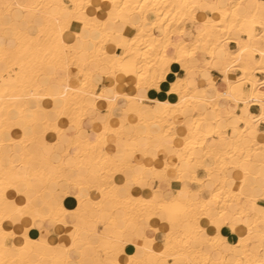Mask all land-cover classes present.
Here are the masks:
<instances>
[{
	"label": "bare ground",
	"instance_id": "bare-ground-1",
	"mask_svg": "<svg viewBox=\"0 0 264 264\" xmlns=\"http://www.w3.org/2000/svg\"><path fill=\"white\" fill-rule=\"evenodd\" d=\"M201 1L202 0H29L28 3H20L14 0L10 5L21 4L31 6L33 4L39 5L41 3L49 4L61 2L84 5V7L78 11L82 12L83 17L87 18L89 27L82 37L81 47L78 51H69L68 55L65 56L59 46L53 42V39H50L52 29L49 27L48 21H45L43 28L36 29L38 32L37 35H40L41 32L43 33L40 35L37 46L41 49L52 48V56L49 60L51 67L49 68L45 65V74H47L49 69H63L64 61L67 60V62L76 67L79 72L81 68H86L88 70L86 73L88 79V88L86 91H95L94 88L96 84H93L94 73L103 78L111 77V79L113 78L115 81L116 86L109 87L111 88L110 97H107L102 92L94 96H84L82 93L70 91L65 99L59 101L61 107L75 117L77 125L74 127L79 129L78 133L71 141L72 146L80 147V156L72 163L73 169L77 170L80 167L89 169L88 178L94 179L96 183L93 190L100 194H102L101 186L106 185L103 183L105 179L110 177L112 184L116 185L115 188H109L108 191L104 193V197H106L104 204L107 201L113 203V220L115 221L117 218H123L127 211L133 212L137 202L150 201L157 195L149 188L143 195L140 194L137 191L140 185L139 178L137 182L133 184V191L136 192L130 193L127 198L120 197L117 194V187L119 185L112 181V179L117 172L123 173V171H117L112 167L111 160L109 159L111 156L107 155L104 151L107 140L111 135L117 138L122 137L126 141L125 158L122 160V168L128 167L129 162L131 163L138 149L142 150V148L138 146L139 143L147 142L149 147L143 149L146 153L145 161L142 162L140 166L146 171H152L153 173L160 171L168 174L171 170L175 171L177 174L175 183L177 185L181 184L185 192L188 193V197L185 199L181 198V194L174 196L173 199L177 201L188 204L193 208L198 206L205 213L215 209L220 202H222V204H220L219 207L225 209L226 205H228L225 202L230 201V199L236 195L239 196V198L236 199H243V201L245 199V204L249 203L248 206L245 205V207H241L236 214L239 215L241 212L251 214L253 231L250 239L255 247L249 250L250 255L241 253L238 256L234 251L225 249L222 246L213 247L209 242L197 240L195 231H193L194 249H199L202 243L205 248L203 253L195 250L193 251L194 254H192V256L194 255L193 258L198 264H205L208 260L216 261L218 264H229L230 261L226 259L228 254H234L231 261L238 258H244L245 260L250 258L255 260L260 255V243L262 232H264V228L259 225L261 219L259 209L264 207V204H260L259 200L264 199H255L253 201L250 197L256 195H245L241 190V184L245 186L248 177H250L253 181L260 180L262 186H264V173L260 170V166L264 164V131H257L258 125L264 123V121L259 119L261 112L259 115L248 114L247 116L245 115V117L230 114L225 125L221 127L222 117L219 111L224 108V104L221 101L208 98L204 91L202 95L196 94L194 90H190L186 85V79L179 78H175L168 90V95L174 97L176 100L174 102L164 99L156 100L146 112H143L140 108V96L136 93L130 95L125 94V89L128 86L134 87L137 91L139 90V86L150 85L153 76L164 65L168 67L166 78L169 77V68L173 64L179 65L183 69H188V65L196 63V57L199 53L207 54L209 61L207 60L208 62H206L205 65L213 69V62L225 56V49L227 50L226 45L231 41L236 44L237 49L243 47L247 49V51L244 52L242 58L233 55L228 61L224 60L223 63L221 62L222 65L218 70L224 76L225 83V77H227L226 85L228 93H231L233 83L244 80L245 83H251L253 86L255 81H257L255 73H264L260 71L258 67V70L253 72L255 64L261 65L260 51L262 50V45H264V40H262L261 37L264 36V32L255 33L252 29L244 30V28H242L247 15H249L252 26H258L260 28L259 21L261 10L259 8V0H216L214 3H211V16L199 23L200 29L197 30L195 34H192V31L186 30L185 27L180 26L175 32L177 39L172 38L174 35L172 27L186 21L189 16L192 18V23H198L194 15L195 10L190 7H185V5L199 4ZM113 5L117 7L114 8ZM140 5H144V7L141 8ZM212 6L219 7L213 8ZM11 10H15L17 13L20 11L12 8L8 10V14ZM49 11L50 10L43 12L39 9L31 8L28 11H24L22 15L23 18L30 23L32 17L37 13L47 14ZM4 12H6V10ZM237 16H239V20H237ZM253 20H255L254 25L252 23ZM106 21L108 22L107 24H105ZM114 26H119L123 29L121 31H114L111 28ZM83 28V23L74 21L70 29L65 30L63 39L65 41L71 39L73 43H76V36ZM171 28L172 30H170ZM155 29H161V34H155ZM239 31L244 33V38L237 37L239 40L233 38V32L238 33ZM250 35L252 37L251 40L249 39ZM221 36H224L225 40H227L223 45H217L216 43ZM189 39H191V42H188ZM133 41H135V43H133ZM172 48L175 49L174 53H171ZM116 49H121L124 53L117 54L115 52ZM237 49L231 53H235ZM83 53H85L86 61H83L81 58ZM121 58H123V61ZM237 60H239V63H237ZM93 65H95L94 69L91 68ZM234 71H239L241 75L240 77L237 76V80L233 82L229 75L230 73H234ZM19 72L20 69L17 68L16 73ZM16 73L9 74L5 72L2 63H0V139L7 138V141H0V260L5 261V264H26L27 261H30L28 259L29 254L34 252L39 257L37 264H55V262H57V264H67V262L73 261L69 257L68 252L76 248L79 251V258L76 261L79 262L82 259H86L82 251L81 237L88 241L90 234L85 229H78L77 231L76 228L67 221L62 222L65 220L64 212L67 211H65L61 205L56 209H51L49 207L46 213L36 208L33 202H31L28 208H25V205H29L30 200L26 197L24 189L30 188L34 180L41 181L44 187H49V191L43 190L40 192L45 203L48 204L53 196L51 187H56L57 184L64 179V174L66 173L67 167L64 163L50 165L49 169L42 167L36 170L30 169L29 164L31 156L26 153L25 148L30 143H33L36 138L33 137L31 131L26 137L24 130L25 127L29 129L32 128L33 115L37 111L36 106L39 105V109H42L43 112H47L51 107L57 104L56 100L50 99L51 93L55 92L57 96H63V91L59 83H52L54 90L50 92L49 88L46 86L47 82L45 87H41L38 84L34 85L33 82V87L35 89L33 90L35 92H32L33 90L30 88V85L26 84V87L28 85L29 90L31 89L32 91H27L28 89L26 91L22 90L25 88L24 85V88L21 89L22 91L20 90L15 94L10 93L15 86H19L17 88H20L23 83L29 82L30 84L32 80L30 78L32 74L31 70H27L26 74L23 76H17ZM84 78V76H80L79 80L83 81ZM6 81L12 82L6 83ZM104 82H106V79ZM70 83L77 88L83 89V84L81 82L73 84L72 81H70ZM173 84L177 85L176 91H171ZM258 84L259 83L252 87L248 98H236L230 96V94H226L225 96H228L227 98L231 102H241L243 108L247 110L250 105H260L259 100L264 98V91H261ZM142 88L147 91L152 89L151 87L145 86H142ZM212 93L213 96L215 95L217 98L220 96L214 89ZM101 94H103V98H101ZM37 95L40 96L39 100L35 98ZM17 97L19 98L17 99ZM123 99H126L130 104L133 102L138 103L137 108L130 112V115L134 117L135 121L138 120V122L129 124V127L138 128L141 126L146 129L145 133H135L134 135L127 136L124 133L126 129V120L120 118L118 124L113 126L110 124L112 119V115L110 114L108 115L110 117L109 121L99 130V142H93L95 147L89 145L86 138V130L80 127L81 124L83 125L88 111L96 110L99 102L103 101L106 102V107L111 113V111L114 110L113 108ZM109 100H111V103H109ZM245 101H248L247 105ZM29 106H31V110ZM11 112L15 113L16 116L14 118L10 117ZM213 115L214 117L212 118ZM178 118L184 119L183 125H181V129L184 132L182 136H177L176 126H174V121ZM210 119L213 120L211 131L210 129L208 130V128L207 130H203V125ZM20 122H23L26 126L22 129L21 136L15 138L12 130L16 123ZM56 123L58 127L62 124L63 129H65L67 125H72V120L69 118V115H59ZM92 124H95V120H92ZM238 124L240 126H238ZM6 127L10 128L7 134L5 133ZM228 130L231 131L230 134L227 133ZM213 133L219 136L218 142L225 145L224 149H219L214 144L208 143ZM104 136H106V140L103 138ZM8 137H11V140H9ZM174 139L179 144H172L174 147L173 151L170 152L167 146L164 145V141H171L174 143ZM10 149L16 152L12 160L7 156ZM149 149L154 151L155 158L149 155ZM20 151L24 152L19 154ZM159 153L165 156H171L176 153L179 162H189V165L197 164L196 166L198 168H202L205 171L206 177H196V167L194 166L189 167L188 170L183 164L169 165L165 160L158 157ZM20 161L24 162L23 165L18 164ZM50 172H52L53 175H50ZM95 172H102L105 179L97 178L94 174ZM214 172L224 174L217 180L218 178L211 177ZM234 172L239 173L240 182L237 188H234L237 183L233 175ZM187 174L190 176V178L188 177L189 180L185 176ZM66 182L68 184L71 182L73 187L79 184L84 185V182L77 180L75 177L66 179ZM206 184H209V187L212 189L211 191L205 190ZM197 188L201 196H199L197 200H194L190 197V193L195 192ZM255 188H257V186L252 185L250 189ZM246 189L248 188H245V190ZM9 191L16 192L22 200V203H16L14 200L10 199L8 197ZM258 196L259 195L256 197ZM161 201L171 200L161 199ZM209 202H211V204H209ZM253 203L256 205L255 208L252 207ZM5 209H7V215H5ZM17 209H23L25 214L21 215L17 213ZM226 209L229 211L228 208ZM121 213L123 216H120ZM158 218L161 220L165 219L156 215L152 217L151 221L153 222V220ZM245 218L247 219L248 217L246 216ZM200 222L206 236H216V229L208 221L207 215H201ZM98 223H101V221L99 220ZM110 223L113 224V221H110ZM47 225L54 227L56 231H58L57 225L66 227L71 226L74 228V231H76V235L74 237L73 231L72 234L68 236L60 235L59 239L55 241L53 238L35 241L27 237L26 234L30 228ZM164 225L167 230H170L171 225L168 223V220L165 221ZM167 230L161 235V240L162 238L164 240ZM241 230L243 231L244 237L249 236L248 226L246 224H237L236 230L231 229L234 233H238V240L234 244L240 242ZM7 237L12 239L11 245L6 244ZM101 237L102 236H100V239L97 241V245L101 244ZM25 245L28 246V250H25ZM60 249L65 251V256H61ZM209 249L215 251L216 256L211 255L208 251Z\"/></svg>",
	"mask_w": 264,
	"mask_h": 264
},
{
	"label": "snow or ice",
	"instance_id": "snow-or-ice-1",
	"mask_svg": "<svg viewBox=\"0 0 264 264\" xmlns=\"http://www.w3.org/2000/svg\"><path fill=\"white\" fill-rule=\"evenodd\" d=\"M6 10V14L3 19V35L0 37V63L3 65V70L9 74L16 73V69L19 68L20 72L16 73L17 76H23L26 74L27 70H31L38 78L43 77L45 80H55L59 83L63 96H57L55 92L51 93L50 99L56 100L57 104L51 107L47 112H43L39 109V105L36 106L37 111L33 115L32 128L29 129L25 127V136L27 137L31 131L34 138H39L42 142L43 135L48 131L56 132L60 137L64 136L66 131H71L69 129H63L61 124L57 126V120L59 115H69L72 120V126L77 125V121L73 115L63 109L59 103L60 100L65 99L68 93L76 92L82 93L84 96L92 95L94 92L86 91L88 88L87 79V69L81 68L80 72L77 74L78 82L83 84L82 88H77L70 83L72 79V74L67 71V68L71 65L64 61V67L62 70L55 72L52 75L45 76L44 68L47 65L49 68L51 64L49 63L50 57L52 56V48L41 49L39 48L38 42L40 35L35 33L37 28H43L45 21L49 22V27L52 29L50 39L59 46L63 51L64 55L67 56L69 51H78L81 47L82 37L87 32L89 27L87 23V18L83 17L82 12L78 11L84 7V5L77 4H67V3H49L40 5H21V4H4L2 6ZM113 7H117L113 5ZM141 8L144 5H140ZM185 7H190L195 10L200 7H208L206 5L191 4L185 5ZM213 8L219 6H212ZM15 8L20 10L17 13V20L15 23L11 22L8 10ZM31 8H44L50 10L47 14L37 13L31 19L28 24H23L19 22V17L24 11H28ZM259 8L261 10V17L259 21V26L262 31H264V0H259ZM239 20V16H237ZM74 21H80L84 24V28L80 30L76 36V43H73L71 39L65 41L63 39L66 29H70V26ZM108 22L106 21L105 24ZM253 25L255 20L252 21ZM135 26V25H134ZM251 35L249 39L251 40ZM239 40V38H237ZM264 40V36L261 37ZM135 43V41H133ZM119 46V44H118ZM94 47V45H93ZM247 49L241 47L237 49L235 53L228 52L225 49V57H235L242 58L244 52ZM123 61V58H121ZM239 63V60H237ZM260 71L264 72V45H262V50L260 51ZM27 65V69H26ZM168 72L167 65H164L159 69V71L153 76L150 85H145V87H151L158 91H162L167 87L166 73ZM84 76V80L80 81L79 77ZM205 78H207V73L205 72ZM170 79V77H167ZM243 79V78H242ZM227 83V77H225ZM12 81H6V83ZM95 83V78L93 77V84ZM231 88V85H230ZM177 85L173 84L171 91H176ZM143 95V91H141ZM19 97H17L18 99ZM37 100L40 96L35 97ZM103 98V94H101ZM183 101V98H182ZM111 103V100H109ZM248 101H245L247 105ZM261 108L260 120L264 121V98L259 100ZM31 110V106H29ZM43 113V114H41ZM17 127H24L23 125H16ZM82 127V124L80 125ZM10 131V128H5V133ZM103 135V134H102ZM106 140V136L103 137ZM11 140V137H8ZM100 137H97V143ZM22 143V141H21ZM60 140H57V144ZM89 145L95 147L91 138L88 139ZM65 157L71 159L72 151L65 153ZM111 160V165L117 171H123L125 180L123 183L117 181L120 184V188L117 192H123V196L127 198L132 184L137 182L138 170L133 167L129 162L128 167L122 168L121 153L117 152L115 157L109 158ZM97 178L105 179L102 172L94 173ZM116 185L112 184L111 179L108 178V183L101 186L102 197L104 193L108 191L109 188H115ZM244 185L241 184V190L243 191ZM63 195L76 196L78 204L75 206V211L64 212L66 222L67 218L70 216L73 220L80 221L86 219L90 214L99 215L102 213L104 208V200L106 197L97 200L95 197H87L84 191V185L79 184L73 187L71 182L69 186L63 192ZM253 201L255 199H264V186L261 188V192L258 197H250ZM211 204V202H209ZM31 205H25L28 208ZM71 207V205H69ZM253 208L256 207L255 203L252 205ZM17 213L23 215V209H17ZM63 211V210H62ZM261 213L260 223L264 225V207L259 209ZM5 215H7V209H5ZM159 215L162 219L167 218L168 223L171 225L170 230H167V234L164 236L163 243L161 244L160 238L156 233L159 231L158 228L153 227L151 220L153 216ZM207 215L208 221L215 227L216 236L208 237L204 234V229L201 226L200 216ZM108 219L105 220V232L101 237V244L97 245L95 243H90L89 247L93 249V255L95 258L82 259L79 262L69 261L67 264H198V262L193 258V251H199L203 253L205 251L204 244L202 243L199 249H194L193 247V230H195V236L197 240L209 242L213 247H223L234 251L238 256L241 253L250 255L249 250L253 249V245L250 237L252 236V224H251V214L241 212L237 215L234 212L228 211L226 208L222 209L217 205L215 209L208 212L202 211L198 206L193 208L188 204H184L175 199L171 201H161L157 196H154L150 201L137 202L134 206V211L132 214H125L123 219L120 221H114L112 214H107ZM248 217L247 219L245 217ZM109 221H113L112 228L109 229ZM237 224H246L248 226V237H244L243 231L240 232V242L238 244H228L227 241L221 234V229L231 228L236 230ZM78 231V228L76 229ZM97 235L99 233V228L95 229ZM74 237L76 231L73 233ZM75 244V239H74ZM134 248V250H133ZM25 250H28V246L25 245ZM0 264H5V261L0 260ZM26 264H37L35 261H27ZM205 264H218L216 261L208 260ZM229 264H264V232H262V239L260 243V255L255 259L245 260L244 258H238L234 261H230Z\"/></svg>",
	"mask_w": 264,
	"mask_h": 264
},
{
	"label": "crops",
	"instance_id": "crops-1",
	"mask_svg": "<svg viewBox=\"0 0 264 264\" xmlns=\"http://www.w3.org/2000/svg\"><path fill=\"white\" fill-rule=\"evenodd\" d=\"M13 1L14 0H0V19L2 21L4 19L2 16L4 13H6V12H4L5 9L2 6L4 4L13 3ZM17 1L20 3H22V2L28 3L29 2V0H17ZM215 1L216 0H207V1L202 0L199 3V5H206L208 7H200V8L195 9L194 15H195L196 19L198 20V23H192V19H191L190 20L191 22H189L185 25V29L188 31H192V34H195L196 31L200 29L199 23L205 21V19H207L208 17L211 16V14H212L211 13V3H214ZM9 16L12 20H14L16 22L17 12L15 10H11L9 13ZM19 22L23 23V24H28L26 22V20L23 18V15H21L19 17ZM255 27L258 28V31L255 30ZM255 27H254V31L261 33V29L258 26H255ZM111 28L114 31H121L123 29L122 27H119V26H114ZM35 33L36 34L38 33L37 30H35ZM232 36H233V38H237L240 36V34L237 32H233ZM0 37H2V34H0ZM241 37H244V36L242 35ZM172 38L177 39V37L174 35ZM226 48H227L228 52H234L237 49V46L233 41H231L230 43H228L226 45ZM121 51H122L121 49L115 50V52L117 54H120ZM174 52H175V49L172 48L171 53H174ZM81 57H82L83 61H86L85 53H83ZM196 59H197L196 63L191 64V68L194 65L196 66L198 64L197 65L198 72H194L193 69L191 70V68L183 69L181 66L176 65V64L171 65V67L169 68V75H168L170 77V80L166 78L165 83L167 84V87H165L162 91H158V90L153 89V88L149 89L148 91L144 90L143 88L136 91L134 87L128 86L125 89V94L130 95V94L136 93L138 96H140L141 97L140 108L143 112H146L149 109V107L154 104V101H156V100H163L164 99V100H169V101L174 102L176 99L174 97L168 95V90L170 88L169 87L170 84L175 80V78L186 79V85L189 87L190 90H194L196 94L202 95L203 91H204L206 93V95L208 96V98L221 101L224 104V108L220 109V111H219V114L222 117L221 127L225 125V122H226L227 118L230 116V114L241 115L243 117H245V115L247 116L248 114H253V115H259L260 114V112H261L260 105H258V104L250 105V107H248L247 110H245L243 108V105H241L242 104L241 102H231L228 100V98H227L228 96L227 97L225 96L226 94H230V96L245 99V98L249 97L250 92H251L252 87H253L251 85V83H245L244 81H240L237 83H233V89H232L231 93H228L227 85L224 81V76L218 70L223 63L225 56H222L213 62V64H214L213 69L209 68L208 66L205 65V63L209 61L208 60L209 58L207 55H205L203 53H199L197 55ZM94 66L95 65H93V67H91V68L94 69ZM201 68H202V70H199ZM57 71H58L57 69H49L47 71L46 76L52 75ZM67 71L72 74V79H71L72 83L78 84L79 83L77 80V74L79 73L78 69L76 67L72 66ZM205 72L207 73V78H205ZM256 74L257 73H255V77L257 80L256 82L258 83L259 80H258ZM262 74H264V73H262ZM236 75L238 77H240L241 73L237 71ZM236 75H235V73H230L229 77L233 81L234 78H237ZM93 77L95 78V84H96V86L94 88L95 89V91H94L95 95L102 92L107 97H110V95H111L110 89L111 88H109V87H115L116 86L114 79L113 78L111 79V77L110 78H103L100 75L95 74V73H94ZM259 78H262V75H259ZM105 79H106V82H104ZM41 82L44 85H46V82H47L46 86L49 88L50 92H52V90H54L52 83H58V82L52 81L51 79L45 80L44 78ZM245 84H248L250 86V87L246 86L248 88V91H245L243 88ZM213 89L216 90V92H218V94L220 95V96H218V98L215 95L213 96V93H212ZM260 89H261V91H264V89H262V88H260ZM141 91H143V95H141ZM235 104L239 105L238 106V113L235 112V107H234ZM137 106H138L137 102H133L132 104H130L126 101V99H123L116 107L113 108L114 110H112L110 113L106 107V102H103V101L99 102L96 110H89L88 111V113L86 114V119L84 120V123H83L81 129L86 130L87 140L89 138H91L93 142H96L97 137H99L100 128H102V126L109 121L110 117L108 115L111 114L112 115V119L110 121L111 125L116 126L118 124L120 118L125 119L126 120V129H125L124 133L127 136L134 135V128H130L129 124L131 122H134L135 119L132 115H130V112L132 110H134L135 108H137ZM15 116L16 115L14 112L10 113L11 118H14ZM92 120H95L94 125L92 124ZM183 120H184L183 118H178L175 121L176 130H177V131L176 130L175 131H176L177 136H182L184 134V132L181 129V124L183 123ZM16 125H23L24 127L26 126V124H24L23 122L16 123ZM16 125L12 131H13L14 137L19 138L22 134V129L24 127H17ZM238 126H240V125L238 124ZM70 127H71V131H66L64 133L63 137H60L54 131H50V132H47L46 134L43 135L42 142L39 138H36L35 141H33V143H30L25 148L26 153L29 156H31L29 167L32 170H36L39 167L49 169L50 165H57L60 163H64L67 167L66 173L64 174V179L62 181H60L56 187L55 186L51 187V191L53 192V196H52L53 200L51 199L48 204L45 203L43 196L40 195V192L43 190L49 191V187H44V185L41 181L34 180L32 182V185L30 188L24 189V193H25L26 197L31 202H33L35 207L38 208L41 212L46 213L48 211L49 207L51 209H56L59 205H61V207L67 212L75 211V206L79 203L77 200V197L74 195L73 196L63 195V192L69 186V184L66 182V179H68V178H74L75 177L77 180L84 182V189L89 190V191H85L86 196L89 198L95 197L97 200H99L98 193H96L95 190L90 189L91 186L93 184H95V181H94V179L88 178L89 169H87L86 167H80L77 170L73 169L72 163L75 162V160L80 156V147L72 146L71 141H72L73 137L78 133L79 129L73 127L72 125L71 126L67 125L65 127V129H69ZM206 127H208V125H206ZM142 128L143 127H141V126L138 127L137 129H135V132L138 134L145 133L146 129H144V128L142 129ZM257 131L258 132L264 131V123H260L258 125ZM58 139L60 140L59 144H57ZM1 140L7 141V138L0 139V141ZM215 140H216V138H214V139L212 138V139L208 140V143L213 144L212 142H214ZM172 144L178 145L179 143H177V141H175V139H174V143H172L171 141H164V145L167 146V149L170 152L173 151L174 145H172ZM138 146L140 148H142V150L138 149L137 152H135V155L131 161V164L133 165V167L138 170V178L140 180V185H139L137 191L143 195L144 192L149 188L150 190H152L154 192L155 195H157V197L160 200L161 199L172 200L174 198V196H176L178 194H181L182 199H185L186 197H188V193L185 192V190L182 188V185L181 184L177 185L175 183L176 178H177V174L175 171H172V170L169 171L167 174L169 176V178H167V177L161 176L158 171L154 172V173L152 171L148 172L143 167L140 166V164L145 161V156H146V153L143 151V149L145 147H149V144L147 142H140ZM125 148H126V141L124 138H122V137L117 138V137L111 135L109 137V139L107 140V145H106L104 151H105V153H107V155H109L111 157H115L117 155V152H120L121 153V160H123L125 158ZM70 150L72 151V157H71V159H68L65 157V153H67ZM149 150H150L149 155L155 158L156 156L154 154V151L152 149H149ZM22 152H24V151H20L19 154H21ZM15 153L16 152L14 150L10 149L8 152V155H7L8 158L10 160H12V158L15 156L14 155ZM113 155H115V156H113ZM158 157L165 160L171 166L183 164L184 167L189 170V167H190L189 162L188 163L185 161L179 162L178 156L176 153L172 154L171 156L170 155L165 156L162 153H159ZM260 170L262 173H264V164H262L260 166ZM117 173H119V174H117L116 176L114 175L115 177H113L112 181L116 182V184L119 185L117 187V189H119L120 184L117 183V181H119L120 183H123L125 178H124L122 172H117ZM50 175H53V173L50 172ZM195 175L198 178L206 177L205 171L201 168H198V167L195 168ZM233 175L237 181L234 188H237L238 183L240 182L239 181V173L234 172ZM185 176L189 180L190 176L188 174ZM252 185H256L258 189L257 188L250 189L252 187ZM205 186H206L205 190H208L209 186L207 184ZM261 186H262V182L260 180L253 181L250 178L249 181H246V185L243 188V193L245 195H253L252 193H254V195H258L260 192ZM245 188H248V189L245 190ZM133 190H134V186L132 184L129 194L130 193L132 194L134 192ZM117 194L120 197H124L122 191L119 193L117 192ZM8 197L10 199L14 200L16 203H22V200L20 199L19 195H17V193L14 191H9ZM190 197L194 200H197L199 197V194L196 192H192V193H190ZM101 199H102V197H101ZM259 203L264 204V200H259ZM68 204L71 205V207H69ZM112 208H113L112 202L107 201L104 204V208L102 210V213L99 214V217L96 219V223H95L94 228H92V229L88 228L86 226L87 224L80 223L81 221L88 222L90 220L91 214L86 219L80 220V221L73 220V218L70 216L67 218V222L70 225H73L76 229L77 228L78 229H85L91 235V236L89 235V238H88L89 243L85 238L81 237V239H82V243H81L82 244V251H83L86 258L94 257L93 249H91L88 244H90V243L96 244L97 241L100 239V236H102L104 234L105 228H101L104 226L103 218L106 217L105 216L106 211H109ZM112 211H113V209H112ZM120 216H123V214L121 213ZM122 219L123 218H117L115 221H120ZM97 220L98 221L100 220L101 223H98ZM151 223H152L153 227H156V228L158 227L159 231L156 233V235L159 236L160 242L162 244L163 242L161 240V235L164 234L167 230L164 223H163V220L158 218V219L153 220V222L151 221ZM112 225L113 224L110 225V223H109V225H108L109 229L112 228ZM96 227L100 228L99 233L101 235L97 236V234L95 233ZM57 228H58V231H56L54 227H50L48 225L42 226V227H37V228H30L27 231L26 235L29 239H32L35 241L48 240L50 238H53V240L55 241V240L59 239L60 235L68 236V235L72 234V232L74 231V228H72L71 226L66 227V226H58L57 225ZM221 234L224 237V239L227 241L228 244H234L238 240V233H234L233 231H231L230 228L226 227V228L221 229ZM8 243H9V241H8ZM133 250H134V248H133ZM60 254H61V256L66 255V253L63 249H60ZM68 255L73 261H76L79 258V251L76 248H73L71 251L68 252ZM233 257H234V254H228L226 256V259L228 261H231L233 259ZM28 259L30 261L36 260L35 262H37L39 257L36 253L32 252L29 254ZM55 264H57V262H55Z\"/></svg>",
	"mask_w": 264,
	"mask_h": 264
},
{
	"label": "rangeland",
	"instance_id": "rangeland-1",
	"mask_svg": "<svg viewBox=\"0 0 264 264\" xmlns=\"http://www.w3.org/2000/svg\"><path fill=\"white\" fill-rule=\"evenodd\" d=\"M42 4V3H41ZM45 4V3H44ZM33 5H35V4H33ZM40 5V4H39ZM36 9H39L40 11H45V12H47L48 11V9H44V8H36ZM5 14L6 13H4L3 14V18H4V16H5ZM192 18H191V16H189L188 17V19L186 20V21H184V22H182L181 24H179V25H176V26H174V27H172L173 28V32H174V36L176 35V30H177V28H180V26L181 27H185V25L187 24V23H189V22H191L190 20H191ZM245 19H246V21H244V23H243V26H242V28H244V30H247V29H252V30H254V27L255 26H252V24H251V22H250V18H249V15H247L246 17H245ZM11 20V22H13V23H15V21L14 20H12V19H10ZM27 22V21H26ZM28 23V22H27ZM250 23V24H249ZM2 25V26H1ZM0 34H2L3 35V31H4V29H3V21L0 19ZM172 28L170 29V30H172ZM246 28V29H245ZM255 30L256 31H258V28L257 27H255ZM262 31V30H261ZM264 32V31H263ZM154 33L155 34H161V29H155L154 30ZM239 34H241L239 37H241L244 33L243 32H238ZM255 33H259V32H255ZM244 36V35H243ZM192 38V37H191ZM228 38H230V37H228ZM242 38H244V37H242ZM227 40V39H226ZM225 40V37L223 36H221V38L219 39V41L216 43L217 45H220V44H224V42L226 41ZM188 42H191V39H189L188 40ZM109 44H110V42H109ZM190 44V43H189ZM124 53V51L122 50L121 51V53L120 54H123ZM203 54H205V55H207L206 53H203ZM82 56V55H81ZM82 58V57H81ZM229 58L230 57H228V58H226L225 57V59L224 60H226V61H228L229 60ZM71 67H72V65H71ZM257 67L260 69L261 68V65L260 64H255L254 65V67H253V72H255V71H257L258 69H257ZM70 68V67H69ZM68 68V69H69ZM188 68H191V65H188ZM67 69V70H68ZM193 69V71L194 72H198V67H197V65L195 66H193L192 68H191V70ZM60 70H62V68L61 69H59L58 71H60ZM200 70H202V68L200 69ZM16 71H17V69H16ZM78 72H79V70H78ZM236 72L237 71H234V73H235V75H236ZM239 72V71H238ZM11 74H13V73H11ZM45 76H46V74H45ZM237 76V75H236ZM30 78L32 79L31 80V83L29 84V82L28 83H23V85H22V87H20V88H17V87H19V86H15L13 89H12V91L10 92V93H13V94H15V93H18L22 88H24V85H25V88L24 89H22V90H27V91H32L33 89H34V87H33V82H34V85L35 84H38V85H40L41 87H45V85L41 82L42 80H43V77H40V78H38L33 72H32V74H31V76H30ZM35 78V79H34ZM237 79L236 78H234L233 79V82L234 81H236ZM52 81H54V82H56L55 80H52ZM241 81H244V80H241ZM26 84H28V85H30V88L32 89H30L29 90V86L27 85V87H26ZM256 84H257V82L255 81V83H254V85L253 86H256ZM248 84H245L244 85V90L245 91H248V88L246 87ZM21 86V85H20ZM142 86H145V85H142ZM142 86H139V89H140V87L142 88ZM21 90V91H22ZM35 90V89H34ZM32 91V92H35V91ZM93 92H94V90H93ZM238 104H235V112L236 113H238ZM215 115V114H214ZM214 115L212 116V118L214 117ZM176 121V120H175ZM175 121H174V126H176L175 125ZM137 123L138 122V120H136V121H134V122H131L130 124H132V123ZM212 122H213V120L212 119H210V120H208V122L206 123V124H204L203 126H204V128H203V130H207V128H208V130L210 129V131H211V124H212ZM181 125H183V123L181 124ZM206 125H208V127H206ZM70 126H71V124H70ZM135 129H137V128H134V131H135ZM158 131V130H157ZM136 132H134V134H135ZM227 133L228 134H230L231 133V131L230 130H228L227 131ZM155 134H157V133H155ZM158 134H159V131H158ZM212 138H216V141H214V145L217 147V148H219V149H224L225 148V145H222V144H220L219 142H218V140H219V136L218 135H216V134H212V136L210 137V139H212ZM209 139V140H210ZM23 161L21 162H18V164L19 165H23ZM197 164H195V165H193V164H191L190 165V167H192V166H194V167H197L196 166ZM202 169V168H201ZM159 172V174L161 175V176H163V177H167V178H169V176L166 174V173H162V172H160V171H158ZM117 174H119V173H116L115 174V176L117 175ZM223 174L224 173H219V172H214L213 174H212V176L211 177H216V178H218L217 180H219V178H220V176H223ZM114 176V177H115ZM110 178V177H109ZM250 180V177H248V179H247V181H249ZM104 184H107L108 183V178L107 179H105L104 180V182H103ZM96 184V183H95ZM95 184H93L92 186H91V188L90 189H94V185ZM208 186H209V184H208ZM88 187V186H87ZM90 187V186H89ZM211 191L212 189H211V187H209V189H208V191ZM84 191H89L88 189H84ZM96 193H98V195H99V200L101 199V194L99 193V192H97V191H95ZM134 192H136V191H134ZM195 192H197L198 194H199V196H201V193L199 192V189L197 188V189H195ZM259 194H260V192H259ZM258 194V195H259ZM204 195H205V192H204ZM254 195V194H253ZM257 196V195H256ZM236 198H239V196H235V197H233L232 199H230V201H226L225 203L226 204H228V205H226V208H228L229 209V211H232V212H234V213H236L241 207H245V205H247L248 206V204L249 203H247V204H245V199H244V201H243V199H236ZM243 203V204H242ZM220 204H222V202H220L219 203V205ZM242 205V206H241ZM244 205V206H243ZM112 206H113V203H112ZM113 209V208H112ZM112 209H110L109 211H106V217L105 218H103V223H104V226L103 227H101V228H105V220H107V218H108V216H107V214L108 213H111L112 214V217H114V212L112 211ZM125 210V209H124ZM127 213H129V214H132L133 212H126V214ZM99 217V215H91V217H90V220L88 221V222H84V221H81L80 223H85V224H87L86 226L88 227V228H94V226H95V223H96V219ZM167 220V218H165V219H163V222L165 223V221ZM98 221V220H97ZM109 223H110V221H109ZM110 225H111V223H110ZM259 225H260V227H262V228H264V225H262L261 223H259ZM100 229V228H99ZM193 231H195V230H193ZM11 238L10 237H7V239H6V244H8V245H10L11 243H12V239L10 240ZM8 241H9V243H8ZM162 241H163V238H162ZM209 251V253L211 254V255H213V256H216V252L215 251H213V250H208ZM192 254H194V252L192 253ZM194 256V255H193Z\"/></svg>",
	"mask_w": 264,
	"mask_h": 264
},
{
	"label": "built area",
	"instance_id": "built-area-1",
	"mask_svg": "<svg viewBox=\"0 0 264 264\" xmlns=\"http://www.w3.org/2000/svg\"><path fill=\"white\" fill-rule=\"evenodd\" d=\"M259 75H262V78H259ZM256 76H257V78H258V85H259V87L260 88H262V89H264V74H262V73H257L256 74ZM248 87H250L249 85H247Z\"/></svg>",
	"mask_w": 264,
	"mask_h": 264
}]
</instances>
